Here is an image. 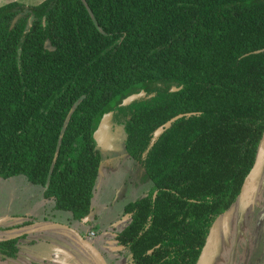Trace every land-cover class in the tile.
I'll return each instance as SVG.
<instances>
[{"label": "trees", "instance_id": "16d2710c", "mask_svg": "<svg viewBox=\"0 0 264 264\" xmlns=\"http://www.w3.org/2000/svg\"><path fill=\"white\" fill-rule=\"evenodd\" d=\"M107 113L153 183L124 207L118 245L131 264H198L264 138V0L0 6V178L23 175L56 210L87 217ZM17 245L1 240L0 255Z\"/></svg>", "mask_w": 264, "mask_h": 264}, {"label": "rangeland", "instance_id": "374dc122", "mask_svg": "<svg viewBox=\"0 0 264 264\" xmlns=\"http://www.w3.org/2000/svg\"><path fill=\"white\" fill-rule=\"evenodd\" d=\"M13 1L28 7L35 6L43 0H0V6ZM113 125L111 119L110 133L114 139L109 142L112 150L100 148L102 159L91 198V208L97 218H101L93 226L92 232H100V235L105 230L110 233L121 231L123 224H117L124 215L126 204L146 196L153 188V183L146 178L144 170L124 151L122 124H115V127ZM259 151L258 165L247 179L240 200L214 221L211 241L204 249V257L200 258L198 264H264V138ZM40 187L31 184L23 175L8 179L0 178V241L10 237L6 234L7 231H4L5 228L9 231L13 227L18 228H13V231L21 232V237L26 239L35 229L33 219L40 220L45 216L47 220L45 223H49L65 222L66 217H71L66 211L56 210L52 200L41 202ZM14 214L25 217L20 216V219L16 218V222L20 223H13ZM237 220L238 226L235 227ZM57 231H67L65 234H71V231L63 227ZM36 233L40 236V229ZM106 236L108 237L107 234ZM34 239L35 243L31 242L32 248L28 250L31 254L18 253L15 260L3 258L0 264H30L26 259L32 257L42 260L44 255L41 254L44 253L42 250L49 251L50 248L46 247V243L42 244L40 241L36 243L40 237ZM95 248L103 252L108 263L125 264L123 256L127 262L129 256L127 250L122 252L123 256L120 258L114 250L101 248L97 244ZM21 249L22 247H19V251Z\"/></svg>", "mask_w": 264, "mask_h": 264}, {"label": "crops", "instance_id": "0c3cea01", "mask_svg": "<svg viewBox=\"0 0 264 264\" xmlns=\"http://www.w3.org/2000/svg\"><path fill=\"white\" fill-rule=\"evenodd\" d=\"M44 191H45V188L40 187V201L41 202H46V199L43 196ZM124 215L122 216V218L119 219L118 224H117V225H119L120 223H122L123 228L128 224L129 219H130L129 215H126V214H124ZM20 216H22V215L14 214L13 223H20V221L16 222V218L20 219L19 218ZM48 216H50V215H48ZM22 217H25V216H22ZM100 219L101 218H97L96 214L93 211V208L90 207L89 215L87 216V219L84 221L82 219L80 221L73 220V219L71 220V217H66L65 222L55 221V222L45 223V221H47L45 216H44V218H42L40 220L33 219L35 229H33L30 232L29 237L27 236L26 239H25V237H24V239L21 237V235H22L21 232L16 231V233H15L13 231V228H16V227H13L12 230H10V231L6 230V228H5L4 231H7L6 234H8L10 236L6 239L18 238V246L22 247L21 251H19V249H18L19 255H23V254L26 255V253L31 254V251L28 252V250H30L32 248V245H30L31 242L35 243L34 238L40 237V240L38 239V241H36V243H38L40 241V243H42V244L46 243V247L50 248L53 246L52 248H50L49 251L42 250V252H44V253H41V254H44L43 259H50V257L52 256L50 254H52V252L60 251L58 248H61V247L67 249L69 252H71L73 254L75 252L81 253L82 251L83 252L90 251V249H89V245H90V247L97 253V255L96 254H94V255H96V257H99L100 261L103 264H107L108 262L103 258V256H104L103 252H101L100 249H96L95 244H97L98 246H101V248L105 247V248H108L110 250H114V252L116 254H118V252L120 251V247L117 246L116 241H115V235L117 234L116 232L110 233L107 230H105L104 233L101 235L99 234L100 232L97 233V234H99V237L96 238V240H94L92 238L91 239L88 238L87 235L93 231V226L95 225V223L97 221H100ZM72 221H74V223H72ZM67 225H69V226H67ZM9 226L10 225H7V227H9ZM60 227H63L65 229L71 231V234H65L67 231H64V232L57 231ZM16 229H18V228H16ZM39 229H40V236H38L36 233ZM53 231H55V233ZM12 233H14V234H12ZM32 233H35V234H32ZM78 233H80V235L82 236L84 241H86L85 245L82 243V241H80L76 237L77 236L76 234H78ZM106 234L108 235V237L106 236ZM109 237H110V239H109ZM18 253H17V255H18ZM57 253H59V252H57ZM40 257H41V255H40ZM3 258L6 259L4 256L0 255V260H4ZM52 258L53 259H61L60 257H57V256H52ZM118 259H119V257H118ZM118 259L116 261H118ZM109 264H112V263L110 262Z\"/></svg>", "mask_w": 264, "mask_h": 264}, {"label": "water", "instance_id": "95a60500", "mask_svg": "<svg viewBox=\"0 0 264 264\" xmlns=\"http://www.w3.org/2000/svg\"><path fill=\"white\" fill-rule=\"evenodd\" d=\"M172 91H176L175 88H172L171 89ZM143 96V92L139 93V94H134V95H131L129 97H127L126 99L123 100L122 104L123 105H127L129 103H131L133 100L139 98ZM180 117H182V115H177L175 117H173L172 119H170L169 121H167L166 123H164L162 126L158 127L154 133H153V136H152V139L150 141V144H149V147H151L154 142L156 141V139L164 132L166 131L167 129H169L171 127V124L173 122H175L177 119H179ZM112 119V113H107V114H104L102 119L100 120L99 122V125L97 127V129L94 131L93 133V139H94V142L96 144V146L100 149H106V150H112V146H111V143L109 142V140H113L114 137L111 135L110 133V120ZM260 150V148H259ZM101 151V150H100ZM102 153V152H101ZM259 155H260V151H258L257 153V157L255 159V162L253 164V167L252 169L250 170L248 176L245 178V181H244V185H243V189H242V192L244 190V187H245V183L247 181V179L250 177V175L254 172V170L256 169L257 165H258V162H259ZM242 192L240 194V198H241V195H242ZM156 193L153 194V197L155 196ZM239 198V200H240ZM87 217L83 218L82 220H86ZM77 238L82 241V243L85 245L86 241H84V239L82 238V236L80 235V233L76 234ZM211 238H212V231H210V234L208 235L206 241H205V244L202 248V251H201V255H200V258H203L204 257V253L203 251H205L204 249H206V247L208 246V244L210 243L211 241ZM89 245V244H88ZM18 249L20 246H18ZM53 247V246H52ZM50 247V248H52ZM55 248V247H54ZM60 251H57V252H52V256H57V257H60L61 259H53L52 256L50 257V259H42V260H39L37 257H32V258H28L27 261L30 262V264H66L64 261H65V257H73V255L65 248L61 247V248H58ZM89 249L90 251L93 253V254H96L97 253L90 247L89 245ZM63 251V252H62ZM6 259H8V257H5ZM16 258H17V255H16ZM16 258H9V259H13L15 260ZM200 261V259H199Z\"/></svg>", "mask_w": 264, "mask_h": 264}, {"label": "flooded vegetation", "instance_id": "af4514ba", "mask_svg": "<svg viewBox=\"0 0 264 264\" xmlns=\"http://www.w3.org/2000/svg\"><path fill=\"white\" fill-rule=\"evenodd\" d=\"M113 122V121H112ZM113 124L115 125V124H117V123H115V122H113ZM113 125V127H115ZM122 143H124V141L122 142ZM124 145V144H123ZM238 220L237 221H235V227H236V225L238 226ZM120 232V231H119ZM118 232V233H119ZM117 233V234H118ZM229 233V232H228ZM116 234V235H117ZM116 235H115V238H116ZM88 238L89 239H94V240H96V238H98L99 237V234H97V233H93V232H90L88 235ZM227 236V235H226ZM115 241H116V239H115ZM116 244H117V246L118 247H120V251L118 252V254H119V257L121 258L123 255H122V252L123 251H125V252H127L126 250L127 249H125V248H123L122 246H119L118 245V243H117V241H116ZM71 253V252H70ZM128 254H129V252H127ZM72 254V253H71ZM74 257H65L64 256V258H65V263L66 264H101L100 262V258L99 257H96V255H93V253L91 252V251H88V252H81V253H79V252H75V253H73L72 254ZM75 258V259H74ZM103 258L106 260V257L105 256H103ZM123 258L125 259V264H131V259H130V255L127 257V262H126V258H125V256H123ZM27 260V259H26ZM107 261V260H106ZM107 264H109V263H107ZM226 264V263H225Z\"/></svg>", "mask_w": 264, "mask_h": 264}]
</instances>
